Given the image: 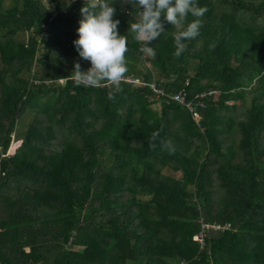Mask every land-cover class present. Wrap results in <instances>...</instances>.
Segmentation results:
<instances>
[{"label":"trees","instance_id":"trees-1","mask_svg":"<svg viewBox=\"0 0 264 264\" xmlns=\"http://www.w3.org/2000/svg\"><path fill=\"white\" fill-rule=\"evenodd\" d=\"M197 4L187 51L162 16L150 57L114 0L142 84L110 100L58 80L91 66L74 45L85 2L0 0V264H264V0ZM151 83L206 94L199 121Z\"/></svg>","mask_w":264,"mask_h":264},{"label":"clouds","instance_id":"clouds-1","mask_svg":"<svg viewBox=\"0 0 264 264\" xmlns=\"http://www.w3.org/2000/svg\"><path fill=\"white\" fill-rule=\"evenodd\" d=\"M112 0H85L81 9L82 19L79 22V39L74 41L79 57L89 61L91 67L87 71L81 70L77 62L74 71L67 79H58L61 83L71 79L76 87L111 88L108 98L114 99L122 91L121 84L126 78L128 38L120 35L118 26L120 20L114 19L116 9ZM125 4H133L135 8V22L130 23L128 33L142 44L140 52L146 56L156 55L153 47L148 45L165 33L161 17L176 29L174 34V57L179 58L188 49L186 41L196 39L202 27V17L207 12L206 7L197 4V0H123ZM142 9V11H141ZM191 15L195 19L188 21ZM158 133H153V139ZM163 147L174 152L171 141L162 142Z\"/></svg>","mask_w":264,"mask_h":264},{"label":"built area","instance_id":"built-area-1","mask_svg":"<svg viewBox=\"0 0 264 264\" xmlns=\"http://www.w3.org/2000/svg\"><path fill=\"white\" fill-rule=\"evenodd\" d=\"M77 1H81L83 3L85 2V0H72V2H77ZM123 82L126 84H135L138 86L142 84L140 82V80L135 78V77H126ZM149 88L154 90V92L160 94L162 97L167 98V100H168L167 103L174 102V103H178L179 105H182V107L186 108L187 110H189L192 113V117L195 121H199V115L196 113L195 109L197 107L204 108L205 105H204V102L202 100L206 97V94H199V95L194 96V100L196 102H195V105H193V103L187 99V96L184 93V91H179L177 93L165 95L162 91L157 90L153 83H151L149 85ZM194 240H196L198 243H200L201 247H203V240H202L201 234L199 236L195 237Z\"/></svg>","mask_w":264,"mask_h":264},{"label":"rangeland","instance_id":"rangeland-1","mask_svg":"<svg viewBox=\"0 0 264 264\" xmlns=\"http://www.w3.org/2000/svg\"><path fill=\"white\" fill-rule=\"evenodd\" d=\"M44 3V5L46 6V7H48V8H50V5L47 3V2H43ZM91 66H88L87 68H86V71L90 68ZM60 82V81H59ZM61 83V82H60ZM154 108L155 109H159V106H158V103H156L155 105H154ZM10 151V155H12V151H13V147H11L10 149H9ZM168 175H173V176H175V177H179L180 176V174L179 173H176V174H171V172H168Z\"/></svg>","mask_w":264,"mask_h":264},{"label":"water","instance_id":"water-1","mask_svg":"<svg viewBox=\"0 0 264 264\" xmlns=\"http://www.w3.org/2000/svg\"><path fill=\"white\" fill-rule=\"evenodd\" d=\"M204 221L206 222V216L204 215Z\"/></svg>","mask_w":264,"mask_h":264}]
</instances>
